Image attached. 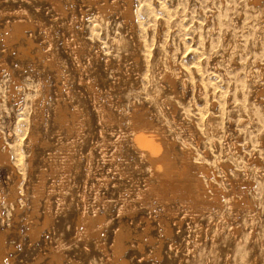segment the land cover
Instances as JSON below:
<instances>
[{
	"label": "bare ground",
	"instance_id": "obj_1",
	"mask_svg": "<svg viewBox=\"0 0 264 264\" xmlns=\"http://www.w3.org/2000/svg\"><path fill=\"white\" fill-rule=\"evenodd\" d=\"M87 1L104 5L98 8L99 15L119 5ZM51 2L57 12H63L60 2ZM124 3L121 14L131 21L132 4ZM253 3L262 9L264 19V0ZM17 15L11 27L0 28V39L24 40L30 48L35 41L27 30L35 22L25 12ZM67 44L68 60L50 49L44 54L54 80L51 114L59 132L55 147L42 143L48 149L49 165L33 186L32 209L26 215L30 235L40 238L42 228L54 223L56 210L61 224L54 231L59 239L51 253L53 261L64 259L67 248L98 255L99 264H134L136 255L142 264L161 258L164 249L169 261L178 251V241L190 236L194 250L203 245L212 255L228 256L240 249L247 264H257L255 255L264 250V230L258 228L264 209L258 206L256 192L264 193V154L260 155L264 126L255 135L234 127L230 119L234 110L227 109L224 100L222 104V74L213 70L204 78L202 64L193 67L202 84L195 92L197 101L190 104L186 100L189 76L183 68L174 75L165 67L161 76L167 88L155 94L142 89L140 81L112 84L108 80L112 77L96 70L93 61H82L86 42ZM112 48L119 53L116 61L126 58L129 49L137 51L126 42ZM22 52L25 57L30 54ZM250 108L244 109L241 126L252 123ZM43 116V110L34 107V130ZM31 140L37 141L34 135ZM9 156L0 153V164L8 162ZM12 193H18L17 186ZM12 203L16 221L22 211L18 202ZM0 219L6 223L1 208ZM8 231L0 232V264L7 259Z\"/></svg>",
	"mask_w": 264,
	"mask_h": 264
},
{
	"label": "rangeland",
	"instance_id": "obj_2",
	"mask_svg": "<svg viewBox=\"0 0 264 264\" xmlns=\"http://www.w3.org/2000/svg\"><path fill=\"white\" fill-rule=\"evenodd\" d=\"M57 1L63 7L62 13L53 8L51 0H0V28L11 27L20 11L35 22L34 27L27 30L35 41L30 48L24 40L0 39V153L10 155L8 162L0 164V208L6 217V223L0 219V232L9 230L4 264H99L98 255H82L69 248L64 251V259L53 261L51 253L59 239L54 231L61 224V216L56 210L54 223L42 228L40 238H34L28 232L26 215L32 209L33 186L49 165L48 149L42 143L46 141L51 148L55 147L59 132L51 114L54 80L47 55H44L49 49L58 53L62 60H68L67 43L84 41L88 45L82 61H93L96 70L112 77L108 78L112 84L140 81L138 85L142 89L155 94L167 88L161 74L165 67V70L175 72L174 75L179 73L178 68H183L184 75L189 76L186 100L189 99L190 104L197 101L195 92L202 84L193 67L202 64L204 78L214 71L222 74V92L225 93L222 94V104L225 101L227 109L229 106L234 110L230 116L234 127L255 135V131L263 130L264 126V118L260 117L264 116L261 111L264 110V19L262 9L253 0H129L134 12L131 21H126L121 14L124 0H108L110 4L117 1V9H109L100 15L98 8H104L103 4H89L87 0ZM122 42L136 47L137 51L129 49L131 52L126 58L116 61L119 53L113 51L112 45ZM24 50L30 51L28 57L23 54ZM108 58H112L109 68L106 67ZM231 97L242 105L236 106L237 102ZM247 105H252L253 121L241 126L239 119L246 116L244 109H251ZM36 106L44 112L38 130H34L32 118ZM255 106L261 109L257 107L255 111ZM227 118L229 120V116ZM32 135L37 141L31 140ZM262 152L260 155L264 150ZM12 168L15 173L11 172ZM15 186L18 187L16 195L12 193ZM256 192L260 198L258 206L264 209L261 201L264 193ZM12 202H18L22 211L16 221ZM258 225L263 231L264 217ZM177 245L178 251L169 261H166L168 257L164 249L161 258L142 264L246 263V254L240 249L228 256L225 253L212 255L203 250V245L194 250L190 236L178 241ZM255 257L258 258L257 264H264V250L260 249ZM135 258L137 255L132 258L136 261L134 264H141Z\"/></svg>",
	"mask_w": 264,
	"mask_h": 264
}]
</instances>
